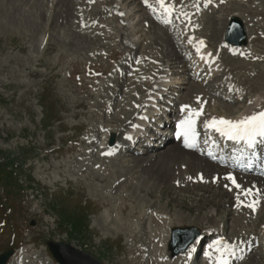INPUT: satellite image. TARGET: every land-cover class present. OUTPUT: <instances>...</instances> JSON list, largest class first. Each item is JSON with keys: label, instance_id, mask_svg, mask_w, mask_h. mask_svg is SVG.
Listing matches in <instances>:
<instances>
[{"label": "rangeland", "instance_id": "obj_1", "mask_svg": "<svg viewBox=\"0 0 264 264\" xmlns=\"http://www.w3.org/2000/svg\"><path fill=\"white\" fill-rule=\"evenodd\" d=\"M11 1H0V150H6L7 157L17 164L13 177L25 190L11 193L0 188V252L11 247L12 257L21 264H57L45 245L51 239L67 242L102 264H172L166 260L161 233L166 230L169 234L174 226H193L201 234L215 232L202 236L194 250L196 260L189 264H217L221 257L229 264H264V181L255 184L262 198L261 204L253 200L255 209L239 200L233 202L227 187L222 188L226 191L221 205L213 206L209 200L217 201L214 194H205L197 188L201 185L198 179L195 182L187 177L180 160L188 156L180 153L173 157L169 150L178 142L167 135L173 134L176 120L188 117L189 109L202 107L205 110L194 124L196 135L200 133L204 146L218 145L206 122L213 118L236 121L241 113L264 103V17L257 11H264V0H174L178 8L183 4L191 22L202 14L212 15L216 27L223 28L221 34L204 22L201 29H195L178 11L174 17H166L156 0H148L152 8L144 0H74L71 12L62 2L57 4L60 17L68 12L81 16L78 9L86 7L88 15L96 9L103 12L94 20L87 19L89 25L104 29L98 32L100 38L93 40L109 45L94 46L89 40L94 48L87 49L68 45L77 39L74 31H82L84 26L79 29L61 22L60 17L52 22V0H40L47 14L42 18L38 17L41 8L33 7L34 0ZM95 2H101L99 8L89 7ZM196 2L199 11L193 7ZM231 13L238 14L249 27L256 26L255 35H250L258 40L247 41L241 55H234L223 42ZM166 18L173 20L165 23ZM222 18L223 25L218 21ZM26 21L32 27H25ZM149 23L170 29L179 49L147 48L144 34L151 37ZM104 31L114 33L111 40L104 39ZM201 40L207 51L196 53L194 46ZM127 42L133 46H125ZM140 79L147 83L141 84ZM152 93L161 95L157 107L165 108L164 112H157L148 103ZM125 104L132 114L119 113ZM144 113L150 118L143 125L148 128L139 131L138 120ZM117 116L121 120L104 122ZM141 132L149 135L148 139H138L132 145L134 150L111 162L93 161L92 156L98 155L94 146L100 141L103 146L109 133L117 145L109 151L115 152L122 149L127 136ZM167 164L179 166L182 180L174 171L165 173ZM92 171L112 177L113 200L105 199L109 198L107 193L93 192L92 177L97 174ZM105 215L116 219L103 222ZM81 220L89 227L82 228ZM112 221H119V225ZM216 241L221 244L215 246Z\"/></svg>", "mask_w": 264, "mask_h": 264}, {"label": "bare ground", "instance_id": "obj_2", "mask_svg": "<svg viewBox=\"0 0 264 264\" xmlns=\"http://www.w3.org/2000/svg\"><path fill=\"white\" fill-rule=\"evenodd\" d=\"M1 1V0H0ZM9 1H11V0H8V2ZM17 1V0H16ZM35 1V3H37V4H35L34 2H33V7H36L37 6V8H38V6H39V9L41 10H39L40 12H39V15H38V17H40V18H42V17H46L45 15H47L46 14V10H42V2L40 1V0H34ZM123 1H126V0H123ZM177 0H175V2H176ZM181 1V0H180ZM238 1V0H237ZM247 1V0H246ZM12 2V1H11ZM62 2V5H63V7L65 6V7H67V9H68V11H70L69 9V7L71 6V5H73L72 3L74 2H76V1H74V0H52V2H51V8H50V10L52 11L51 12V14H52V22L54 21V23H56V20H57V17H60V16H58V11L59 10H57V4H59V3H61ZM6 3V2H5ZM10 3V2H9ZM8 3V4H9ZM167 3V2H166ZM197 3V2H196ZM196 3H194V4H196ZM235 3H237V2H235ZM4 4V3H3ZM178 4V3H177ZM198 5H199V2L197 3ZM12 5V4H11ZM10 4H9V6H7V8L8 9H10L9 7L11 6ZM13 5H14V2H13ZM36 5V6H35ZM76 5V4H75ZM78 5V4H77ZM98 5H100V3H97V2H95V3H93V4H91L90 5V7H92L93 9H96V7H98L99 8V6ZM186 6H188V5H186ZM241 6V5H240ZM1 7V6H0ZM2 7H4V6H2ZM12 7V6H11ZM14 8L16 7V6H13ZM32 7V8H33ZM58 7H59V5H58ZM5 8V7H4ZM13 8V9H14ZM60 8V7H59ZM71 8H72V6H71ZM74 8V7H73ZM91 8V9H92ZM189 9H194V8H190V7H188ZM187 7L185 8V9H188ZM216 8H217V6H216ZM7 9V10H8ZM16 9V8H15ZM14 9V10H15ZM196 9V8H195ZM194 9V10H195ZM6 10V11H7ZM11 10V9H10ZM9 10V11H10ZM78 10H80V11H82V14H81V16H79V15H75V14H72V13H70V12H68L66 15H65V18L62 16V17H60L62 20H61V22H65L66 21V23L68 24V23H72V24H75L77 27H79V29H81V26H84L83 27V30L82 31H74V34H76V36H77V39L75 40V41H73V42H70L68 45L69 46H72V47H74V48H79V49H83V48H85L86 46V49L87 48H92L93 47V44H94V46L96 45V46H102V47H104L105 45H109V42L108 43H106V44H101V43H97L96 41H94L95 39L97 40V39H99L100 38V33H98V32H102L104 29H102L101 27L99 28V27H97V26H95V27H93L92 25H89L88 24V19H87V17L89 16L90 17V19L91 20H94L95 19V16L97 15V14H100L102 11H100L99 9H96V10H94V11H92L91 13H89V15L87 14V12L89 11V9H88V11L86 12V10H87V7L86 8H84V9H82L81 10V8L80 9H78ZM200 10H201V8H200ZM3 11V10H2ZM8 11V12H9ZM36 11H38V10H36ZM35 11V12H36ZM248 11V10H247ZM259 13H261L262 15H263V17H264V11L263 10H257ZM0 12H1V10H0ZM11 12L12 11H10V15H11ZM65 12H66V10H65ZM190 12H191V10H190ZM249 12H251V11H249ZM248 12V13H249ZM252 12H253V10H252ZM2 13V12H1ZM103 13V12H102ZM255 14H256V12H254ZM6 14V13H5ZM8 14V13H7ZM28 14H31V12L30 13H28ZM28 14H26L27 16H28ZM199 14H201V12L199 13ZM198 14V15H199ZM9 15V14H8ZM18 15V14H17ZM31 15H33V13L31 14ZM34 15H35V13H34ZM59 15H62L60 12H59ZM254 15V14H253ZM230 16H237V17H240L238 14H235V13H231V14H229V16L228 17H230ZM249 16V15H248ZM3 17V16H2ZM13 17V16H12ZM16 17V16H15ZM14 17V18H15ZM19 17V16H18ZM37 17V16H36ZM36 17H35V19H36ZM72 18L71 20H69V18ZM88 17V18H89ZM28 18V17H27ZM32 18V17H31ZM30 18V19H31ZM10 19V18H9ZM75 19H76V21H75ZM169 19V18H168ZM247 19V18H246ZM250 19V18H249ZM11 20V19H10ZM60 20V19H59ZM58 20V21H59ZM173 20V19H172ZM242 20H243V18H242ZM31 21H32V19H31ZM57 21V22H58ZM73 21H75V22H73ZM188 21V23L190 24V25H192V24H194L195 25V29H197V30H199V29H201L202 27L200 26L201 24H208V25H210V27L211 28H213V30L215 31V32H219L220 34H221V32H222V26L220 27V28H218V27H216L217 26V20H215L214 19V17H212V15H210V16H204V14H202V15H200L199 17H196L192 22L191 21H189L188 19H186V21H184V22H187ZM218 21H221V23L222 22H224L225 21V18H222V19H220V20H218ZM13 22V21H12ZM28 22V23H27ZM51 22V21H50ZM204 22V23H203ZM243 22H244V20H243ZM250 22H252V21H250ZM26 23L27 24H25V27H32V25H29L30 23H29V21H26ZM37 23V22H36ZM65 23V24H66ZM197 23V24H196ZM200 23V24H199ZM21 24V23H20ZM35 24V23H34ZM53 24V23H52ZM58 24V23H57ZM62 24H64V23H62ZM150 24V33H151V37L149 36H146V34H144L145 36H144V40H145V42H146V45H147V48H149V49H151V50H155V51H157L156 50V47L155 46H157V45H159L160 46V48L161 49H165V50H167V49H170V50H174L175 48H176V50H178L179 49V47H180V45H179V47H177V45H175V43L173 42V39L175 38L174 37V35H173V33L170 31V29H168V28H164V27H160L158 24H157V26H159V27H157V26H155V24H153V23H149ZM244 24H245V22H244ZM250 24V23H249ZM263 24V23H262ZM22 25H24V24H22ZM40 25V24H39ZM54 25V24H53ZM177 25V24H176ZM222 25H223V23H222ZM256 25V24H255ZM19 26V25H18ZM107 26V25H106ZM203 26V25H202ZM262 26H264V25H262ZM24 27V26H23ZM245 27H246V31H247V41H251L252 39H256V37H253L252 35H250V34H253L254 33V30L256 29V26L254 27H249L248 25H246L245 24ZM17 28V27H16ZM253 28H255V29H253ZM35 29V28H34ZM195 29H193L194 31H195ZM258 29V28H257ZM262 29H264V28H262ZM25 30V29H24ZM196 30V31H197ZM260 30V29H259ZM258 30V31H259ZM45 31V30H44ZM214 32V33H215ZM262 32V31H261ZM29 33V32H28ZM149 33V32H148ZM149 33V34H150ZM213 33V34H214ZM260 33V32H259ZM102 35H104V39L105 40H111L112 39V37L114 36V33L113 32H108V31H104L103 33H102ZM164 35V37H163V39L161 38V36H163ZM217 35V34H216ZM253 35H255V34H253ZM261 35H262V33H261ZM261 37V36H260ZM34 38V37H33ZM32 38V39H33ZM264 38V37H263ZM94 39V40H93ZM89 40H93L92 42H95V43H93L92 44V42L91 41H89ZM256 40H258V39H256ZM143 41V40H142ZM99 42V41H98ZM204 42V41H203ZM225 42V41H224ZM205 43V42H204ZM203 43V45H201L199 42H198V44H196L195 46H194V48L195 49H200V52H202L203 50H204V48H205V46H207V44L205 43L204 44ZM33 44H34V42H33ZM38 44H39V42H38ZM247 44H248V42H247ZM229 46H230V49L234 52V53H237V54H242L243 52H244V46L245 45H242V46H234V45H230V44H228ZM249 45V44H248ZM125 46H128V47H132L133 45H130L128 42L125 44ZM38 47V46H37ZM94 48V47H93ZM158 49V48H157ZM249 49V48H248ZM160 50V49H159ZM160 52H162V51H160ZM249 52V51H248ZM145 53V52H144ZM174 53V52H173ZM172 53V54H173ZM202 53H205V50L202 52ZM143 54V53H142ZM170 54V53H169ZM165 55V54H164ZM175 55V54H174ZM198 55H200V54H198ZM142 56V55H141ZM173 56V55H172ZM176 56V55H175ZM203 56V55H202ZM205 56V55H204ZM159 57H161V56H159ZM158 57V59H160ZM200 57H201V55H200ZM142 58L143 59H145V56L143 55L142 56ZM238 58V57H237ZM204 61V60H203ZM155 66H157V64L155 65ZM154 66V67H155ZM247 74V73H246ZM234 76V75H233ZM250 78V77H249ZM164 79H165V77H164ZM167 80V79H166ZM139 82L141 83V84H146L147 83V80L146 79H140L139 80ZM171 82V81H170ZM170 84V83H169ZM165 85L167 86L168 85V82H166L165 81ZM134 87L135 88H138V86L135 84L134 85ZM228 88V87H227ZM223 90V89H222ZM260 92V91H259ZM260 94H261V92H260ZM159 96H160V94L159 93H152L151 94V96H150V99H152V100H149L148 102H149V104L151 105V107L153 108H155L156 110H157V112H159L158 110H160V111H165L164 110V108L163 109H160V106L159 107H157V103L159 102ZM255 96V95H254ZM260 96V95H259ZM260 98V97H259ZM128 99H133L131 96H129V98ZM260 100V99H259ZM134 101H136V100H134ZM258 102V101H257ZM253 103H255V102H253ZM256 104V103H255ZM130 106H128V104H125L123 107H120L119 109H118V111H119V113L121 114V115H125V116H127L126 114L127 113H131V110H129L130 108H129ZM255 107V106H254ZM260 111H264V103L261 105V106H259V107H255V109H253L251 112H243V113H241V116L238 118V120H240V119H242V118H244V117H246V116H250V115H253V114H256V113H259ZM240 111L238 110V112L236 113V114H238ZM132 114V113H131ZM144 114H146V113H144ZM235 114V115H236ZM118 116H119V114H117ZM117 116V118L116 119H113V118H115V117H112L111 118V120H105L104 122H107L106 124H109V123H114V120H116V121H118L119 119H120V117H118ZM168 116V115H167ZM121 118H122V116H121ZM110 119V118H109ZM143 119L144 120H142V119H140V120H138V124H140V125H144L145 124V118L143 117ZM121 120V119H120ZM182 121H184V120H182ZM182 121H178L177 123H176V125L178 126L179 125V128H180V125H181V122ZM112 133H114V132H112ZM111 134V133H110ZM110 134H109V136H110ZM115 134V133H114ZM177 135V137H178V146L177 147H173V148H170V150L169 151H171L172 153V156L174 157V156H179V154L180 153H182V154H185V155H187L188 156V158H187V160H180V162L182 163V167L183 168H185V170H186V174H187V177L189 178V179H192L193 181H195V182H198L196 179H198L200 182V184L201 185H199V186H197V188H201V189H204V191H205V194L206 193H208V192H210V193H213L214 194V198L217 200V201H215V202H212V201H210L209 200V203H212L213 204V206H214V204L217 206V205H221L220 203H221V198H223L224 197V192L226 191H224L222 188H224V187H226V185H227V189L228 188H230L231 190L230 191H226V193H228V194H230L231 196H232V198H233V202H234V200L235 201H238V199H236L237 197H239V202H241V204L242 205H247V204H249V203H253V200H256V201H259L260 202V204L262 203V198L260 197V192L256 189V183H261V182H263L264 180H263V178L262 177H259V176H254V175H246L247 173H245V172H248L249 171V168H248V165L249 164H253L254 165V168H256V169H258V170H261L263 167H264V143H259V144H257L256 145V152H258V154L257 155H246L245 156V158H240L239 159V163L242 165V167L241 168H235L234 166H232V165H228V166H224V165H219V163H213V162H211L210 161V157H208L207 156V153H210V152H212V155H215L213 152H214V150H215V146L214 145H210V146H208L207 148H203V150H202V152H200L198 149H190L191 147H188L187 146V143H192V144H194L195 142H196V147L197 146H200V143H199V141L197 140L196 141V134H195V140L193 141L192 139H191V133H189V135L186 137L185 135H182L181 133H177L176 134ZM111 137H114V135L113 134H111ZM115 137H116V135H115ZM133 138H135V137H133ZM104 138H102V136H101V140H103ZM116 139V138H115ZM262 139V138H261ZM260 139V140H261ZM121 140V139H120ZM104 141L105 140H103L102 142L104 143ZM102 143V145L103 146H100L101 145V141L100 142H98V144L97 145H95L94 147H96V152L98 153V155L96 156L97 158H95V155H93L92 156V158H93V161H96L97 162V160H99V159H105V160H107L108 162H111L114 158H118V157H120L121 156V154H123L124 152H130V150H129V148H128V146H126L123 150H121L120 152H118V153H114V154H112L111 152H113V151H109V150H113V147H116L117 145L116 144H106V143H104L103 144ZM108 145V146H107ZM106 146V147H105ZM141 146H143V145H141ZM100 147V148H99ZM169 147H171V146H168V148ZM102 148V149H101ZM104 148V149H103ZM101 149V150H100ZM142 149H144V148H142ZM98 150H100V151H98ZM111 153V154H107V153ZM241 151H238V153L237 154H235V153H233V152H231V151H228V152H224L223 154H222V158L223 157H229V158H233V160H236V159H238L239 158V153H240ZM200 154L203 156L202 157V159L201 158H199V157H197V155H199L200 156ZM132 157L134 158V156L132 155ZM136 157V156H135ZM222 158H218V160H222ZM87 160V159H86ZM92 160V159H91ZM119 160V159H118ZM93 161H91V162H93ZM125 161V160H124ZM132 161L133 160H130L129 162H128V164H130V163H132ZM79 162V161H78ZM101 162V161H100ZM118 162V161H117ZM90 163V162H89ZM105 163V162H104ZM118 163H120V162H118ZM156 164V163H155ZM165 164V163H164ZM232 164H235V161H233V163ZM108 164H106V166H107ZM152 165V164H151ZM244 165V166H243ZM118 166V165H117ZM127 166V165H126ZM118 167H123L122 166V164H119V166ZM128 167V166H127ZM166 170H165V173L166 174H168V175H170L173 171L176 173V174H178V175H176L177 177H179V179H181L182 180V177H180L181 176V174L182 173H179V170H180V168H179V166L178 165H175V164H167L166 166ZM80 168V167H79ZM121 169V168H120ZM130 169V168H129ZM105 170V169H104ZM91 172V171H90ZM93 172V171H92ZM106 172V171H105ZM93 173H95V174H97V175H94L92 178H93V180L94 181H92V187H93V189H94V191L93 192H101L100 193V195H102V193H103V195H104V193H107L108 195V197L109 198H105L106 200H109V201H111V200H113V199H110V197L113 195V193L114 192H112L111 190H110V183H111V176L110 175H108V174H106V173H103V172H101V173H96V172H93ZM240 173H243V174H245V175H240ZM260 174V173H259ZM91 175H92V173H91ZM229 175H231L232 177H234L235 178V181H236V184H238V185H240V187L239 188H237L233 183H232V181L231 180H228L227 179V177L229 176ZM86 176H88V175H86ZM240 176L242 177V178H240ZM249 177H251V178H249ZM244 178H246V179H244ZM90 179H91V177H90ZM185 179H187V178H185ZM92 180V179H91ZM184 180V179H183ZM245 180V181H244ZM189 181V180H188ZM246 181H247V183H246ZM94 182V183H93ZM207 184L205 187H204V185L205 184ZM261 184H263V183H261ZM223 185V186H222ZM209 186H212V189H214V190H216V189H219V190H221V191H213V190H211V189H209L208 187ZM222 186V187H221ZM249 187H251V190H252V192H251V194L250 195H245V190H248L249 189ZM196 188V189H197ZM91 189V188H90ZM117 189H119V188H117ZM110 193V194H109ZM233 193H234V195H233ZM212 194V195H213ZM97 195V194H96ZM105 196H106V194H105ZM229 196V195H228ZM209 197V196H208ZM207 197V198H208ZM243 198V199H240V198ZM212 198V197H211ZM245 198V199H244ZM224 199V198H223ZM100 200V199H99ZM203 200V199H202ZM108 201V202H109ZM201 201V200H200ZM230 200H228V203H230L229 202ZM233 202L231 201V203L233 204ZM238 202V203H239ZM106 203V202H105ZM110 203V202H109ZM205 203H207V201H205ZM226 203H227V201H226ZM230 203V204H231ZM107 204V203H106ZM196 206V205H195ZM255 206H256V204H255ZM124 207V206H123ZM123 209H125V208H123ZM238 209V208H237ZM121 211H123V210H121ZM125 211V210H124ZM121 213V212H120ZM101 215H103V214H101ZM106 216V215H105ZM116 219V217H113V219H111V220H115ZM101 219H103L102 218V216H101ZM111 220L109 219V216H106L105 218H104V220H103V222H111ZM120 221V220H119ZM119 221L118 222H116V221H112V223H114V225L115 226H117V225H119ZM98 222V221H97ZM123 223V222H122ZM124 230V229H123ZM126 230V229H125ZM122 232V231H121ZM140 232V231H139ZM214 232L215 231H213V232H211V233H209V231H206V232H203L202 233V235H201V237L193 244V245H191L185 252H183V253H181V254H179V255H177L176 257H174V258H169V257H167V255H166V253H165V255H166V258H168V259H166V260H169L172 264H186V263H190L192 260H196V256L194 257L193 256V252H194V250H195V248H196V246L198 245V243H200L201 242V240H202V236L203 237H205L206 236V234H214ZM136 233H138V232H136ZM162 234V236H160V237H162V239H160L161 240V244H162V246H165V243H166V240H167V237H168V233H167V231L166 230H163V232L161 233ZM217 234H219V232H217ZM249 235V234H248ZM126 237V236H125ZM136 237H138L137 235H136ZM231 245V244H230ZM165 249V248H164ZM163 249V250H164ZM209 250V249H208ZM165 251V250H164ZM164 251L162 252V253H164ZM233 251V250H232ZM237 251V250H236ZM45 253V252H44ZM232 253H234V252H232ZM230 255V254H229ZM231 255H233V254H231ZM26 257H28V256H26ZM48 257V256H47ZM49 258V257H48ZM194 258V259H193ZM232 259V258H231ZM48 260H50V258L48 259ZM51 261V260H50ZM167 264H169V262L167 261L166 262ZM188 263V264H189ZM7 264H21V263H17L16 262V260L14 259V258H11L9 261H8V263Z\"/></svg>", "mask_w": 264, "mask_h": 264}, {"label": "snow or ice", "instance_id": "obj_3", "mask_svg": "<svg viewBox=\"0 0 264 264\" xmlns=\"http://www.w3.org/2000/svg\"><path fill=\"white\" fill-rule=\"evenodd\" d=\"M145 4H148V0H144ZM156 3L159 5L160 10L163 11L166 17H171L172 13L174 11H178L180 16H183L184 18L188 19L190 21L191 17L189 13L183 11V4L179 6V8L174 5L173 3H166L165 0H156ZM208 3H211V0H208ZM150 8L153 6L151 4H148ZM193 7L197 9V11L200 10V6L198 4H194ZM155 10V9H153ZM122 15V14H121ZM165 23H171V19H165ZM201 45H203V41H199ZM199 101V98H197ZM186 109L189 108V106H185ZM202 107L199 110L196 109H189V115L188 117L181 122V129L182 135H185L186 137L191 133V139L195 140V132H194V124H195V117H198L202 115ZM205 126L207 128H214L217 132L221 133V135L226 136L229 140H235V141H246L248 147H253L254 143L257 142V137L262 138L259 142L264 143V111H260L259 113L246 116L240 120L233 121V120H227L224 118H213L212 120L206 122ZM188 147H192V143H187ZM107 154H111L110 152ZM228 180H231L232 183L239 188L240 185L236 184L235 178L229 175L227 177ZM227 187V185H226ZM252 192L251 189L245 190V195H250ZM239 200V197H237ZM256 202L249 203L246 206L249 208L255 209ZM239 206V205H238ZM221 244V241H216L215 246H218ZM211 256V252L209 253ZM240 259H243V257H240ZM217 264H229L228 259L221 257Z\"/></svg>", "mask_w": 264, "mask_h": 264}, {"label": "water", "instance_id": "obj_4", "mask_svg": "<svg viewBox=\"0 0 264 264\" xmlns=\"http://www.w3.org/2000/svg\"><path fill=\"white\" fill-rule=\"evenodd\" d=\"M244 37L245 34L242 23L238 19L233 18L226 35L227 41L239 45L244 42ZM198 234L199 232L192 227L173 228L171 230L170 241L168 243V249L171 252V257L185 251ZM47 245L53 254V257L59 264H101L93 256L81 252L79 249L68 243L48 241ZM10 255L11 251L1 255L0 264H5Z\"/></svg>", "mask_w": 264, "mask_h": 264}, {"label": "trees", "instance_id": "obj_5", "mask_svg": "<svg viewBox=\"0 0 264 264\" xmlns=\"http://www.w3.org/2000/svg\"><path fill=\"white\" fill-rule=\"evenodd\" d=\"M13 158L6 155V150H0V185L2 189L6 187L11 180Z\"/></svg>", "mask_w": 264, "mask_h": 264}]
</instances>
